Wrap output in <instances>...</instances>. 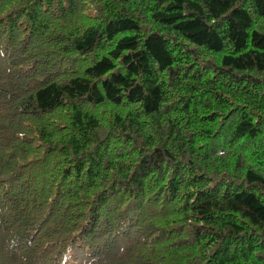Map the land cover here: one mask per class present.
Here are the masks:
<instances>
[{
    "label": "trees",
    "instance_id": "1",
    "mask_svg": "<svg viewBox=\"0 0 264 264\" xmlns=\"http://www.w3.org/2000/svg\"><path fill=\"white\" fill-rule=\"evenodd\" d=\"M0 264H264V0H0Z\"/></svg>",
    "mask_w": 264,
    "mask_h": 264
}]
</instances>
